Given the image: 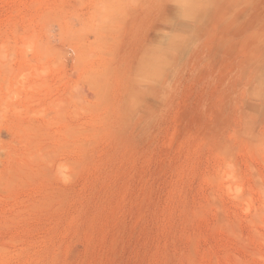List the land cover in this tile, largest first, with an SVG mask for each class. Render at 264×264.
I'll return each mask as SVG.
<instances>
[{"label": "rangeland", "instance_id": "rangeland-1", "mask_svg": "<svg viewBox=\"0 0 264 264\" xmlns=\"http://www.w3.org/2000/svg\"><path fill=\"white\" fill-rule=\"evenodd\" d=\"M0 264H264V0H0Z\"/></svg>", "mask_w": 264, "mask_h": 264}]
</instances>
